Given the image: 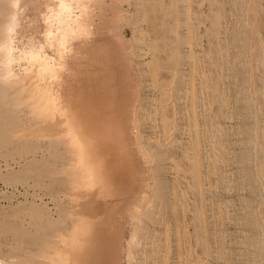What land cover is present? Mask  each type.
<instances>
[{"label":"rangeland","instance_id":"374dc122","mask_svg":"<svg viewBox=\"0 0 264 264\" xmlns=\"http://www.w3.org/2000/svg\"><path fill=\"white\" fill-rule=\"evenodd\" d=\"M93 55L140 150L97 213L112 264H264V0H0V264H47L113 201L75 191L74 131L49 130Z\"/></svg>","mask_w":264,"mask_h":264},{"label":"bare ground","instance_id":"6f19581e","mask_svg":"<svg viewBox=\"0 0 264 264\" xmlns=\"http://www.w3.org/2000/svg\"><path fill=\"white\" fill-rule=\"evenodd\" d=\"M88 60L90 61L87 62L88 65L87 63L74 65L77 70L81 69L80 71L82 72L79 75L81 77H78L81 78V91L76 92L74 90L70 92L66 100L64 99L65 106L59 98H52L51 101L54 104V108L58 106L65 115L64 118L51 119V122L49 121V130L59 132L65 123L68 129H73L74 131V133H71L69 142H71V145L72 143L78 144L81 154L80 157H77L75 163L72 164L73 167L71 165L72 168H70H74V172H77L80 178V183L75 191L87 193L88 199L91 198L90 200L98 194L102 198H111L113 201L106 203L94 198L95 200H92L90 207L93 208V214H95L86 216L88 220H86L84 226H82L83 220L86 218H83L82 221L78 219L77 223L74 222L77 225L73 223L76 225L73 229L78 234H75L72 239L67 241L60 240L61 242L56 244V250L58 251L52 253L51 258L46 262L47 264H82L87 259L90 264H112L114 255L109 250V240L112 234L110 233L109 237V235L105 234L107 229L103 230L108 218L101 220L99 218L100 213L98 215L97 213L98 211H102V213L105 211V216H109L108 211L113 210L118 202L123 200L127 193L133 189L136 176L139 174L140 160L137 155L140 154V150L137 149L135 140L128 130L129 119L132 116V100L130 99V94L124 89L126 86L124 79L119 86L122 95H119V90L116 88L111 92L107 79L112 75L107 72L105 65L102 64V66L94 69L93 64L97 65L95 62L97 60L96 56L94 57L93 55ZM38 61L39 59L36 60L37 63ZM41 61L43 62L44 58ZM113 62L111 70L118 66L116 61ZM52 72L57 73V71ZM117 72L115 70L113 76ZM48 76L51 81L54 80V76H51L50 71ZM108 91L115 96L113 101L114 105L117 106V110L113 113H109L110 107L108 105L103 109L104 106L102 104L105 102L103 97L101 99L95 98L96 95L103 96V93ZM72 194H67L68 199L70 197L73 200ZM50 200L53 201V198L50 197ZM75 213H77L79 218V212L76 211ZM89 241H91V244L94 243L93 251H88L87 249ZM20 252L22 253V251Z\"/></svg>","mask_w":264,"mask_h":264}]
</instances>
